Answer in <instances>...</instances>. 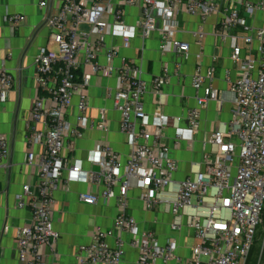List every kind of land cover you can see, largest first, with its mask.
Returning <instances> with one entry per match:
<instances>
[{
	"label": "built area",
	"instance_id": "2783aa9c",
	"mask_svg": "<svg viewBox=\"0 0 264 264\" xmlns=\"http://www.w3.org/2000/svg\"><path fill=\"white\" fill-rule=\"evenodd\" d=\"M249 17L262 12L258 27L247 24L240 9L226 7L218 21L216 37L221 44L240 38L247 45V55L241 58V46L231 45L232 61L241 72L229 89L232 100L231 117L220 123L202 141L200 166L182 180H175L178 161L170 156L166 130L173 129L172 143L179 147L190 144L200 125V113L209 102L218 100L213 86L215 60L203 67L197 63L190 76L195 90V106L185 113V125L180 118H171L160 110L161 89L169 79L170 69L143 80L141 58L120 57L136 36L143 42L154 32L159 36L162 53L188 52L189 46L177 40V14L206 18L222 11L223 0H62L58 11L50 15L45 25L50 30L49 42L56 49H43L34 59L35 86L25 123V163L34 168L36 185L24 184L16 195L19 208L31 213L29 224L16 229V248L20 264H58L56 243L58 232L53 228L54 193L62 181L100 185V193L84 191L80 202L96 204L98 200H114L117 214L114 226L129 235L127 242L118 241L110 247V231L95 228L90 242L81 245L78 264H121L125 246L137 252V264H247L256 242L264 245V0H239ZM46 0H40L41 7ZM136 9L135 24L127 22L124 9ZM25 16L6 13L4 22L16 28ZM82 24L89 30L81 28ZM241 28L243 35L231 34ZM193 35L202 36L201 31ZM119 38V45H107L106 37ZM256 42L257 56L251 54ZM105 55L106 63L100 62ZM119 58V64L114 60ZM173 74L180 75V63ZM114 78L107 95L113 109L119 113V132L128 146L125 161L105 140H98L87 152L86 161L96 169H84L83 161H67L62 155L66 147L84 137L90 129L103 135L109 132V120L104 108L91 109L89 88L94 78ZM15 85L13 74L0 67V102L7 100ZM155 97L156 111L147 113L143 97ZM76 98V103H73ZM9 140L0 134V172L7 168ZM139 190V199L148 211L163 205L171 215L172 235L160 245L155 233L140 228L128 214L129 192ZM8 226L4 231L7 232ZM186 229L195 243L185 257L176 234ZM259 242V241H258ZM46 247V255L43 248ZM186 248V246H185ZM50 259V262L48 261Z\"/></svg>",
	"mask_w": 264,
	"mask_h": 264
},
{
	"label": "crops",
	"instance_id": "0c3cea01",
	"mask_svg": "<svg viewBox=\"0 0 264 264\" xmlns=\"http://www.w3.org/2000/svg\"><path fill=\"white\" fill-rule=\"evenodd\" d=\"M255 2L256 0H246ZM40 0H0V67L4 65L14 76L15 85L9 92L7 100L0 102V134H5L9 140V157L7 168L0 172V264H20L16 248V229L29 224L31 213L27 208H19L16 195L21 192L24 184L36 185L34 168L25 163V123L27 121L32 101L38 95L35 86L36 55L43 49H56V45L49 42L50 30L43 24V20L56 13L62 0H46V6L39 5ZM240 9L246 18L247 24L258 27L263 22L262 12H256L249 17L239 0H223L222 11L217 15H210L205 19L179 12L176 16L178 22L174 37L189 46L188 52L162 53L159 49V36L154 32L143 42L144 49L138 53L142 41L135 37L128 49H121L120 57L135 59L140 57L143 68V80L149 83L151 79L162 73V67L167 65L170 69L169 79L161 89L160 110L171 118H180V125H185V113L195 106V90L191 85L190 76L197 63L207 67L215 57V72L213 86L218 91V100L211 101L201 110L200 125L194 140L190 144L182 143L175 147L172 143L173 129L166 130L165 141L170 147V156L178 161L179 169L175 180L184 179L191 170H196L202 159V141L220 124L228 122L231 117L232 100L229 93L231 83L237 79L241 72L239 64L232 61L231 45L237 43L241 46V58L247 55V45L240 38L230 39L221 44L216 37L218 21L230 5ZM127 22L135 24L137 21L136 9H124ZM17 14L25 16V21L18 27L11 28L4 22V15ZM81 28L89 30V26L82 24ZM201 31L202 36L193 35ZM231 34L243 35L241 28L234 29ZM107 45H119L120 39L106 37ZM257 43L251 47V54L256 57ZM114 65L119 64V58ZM100 62L105 64V55L100 56ZM175 63H180V75L173 74ZM114 78L96 77L89 88L91 109L89 114L96 116L97 109L104 108L109 120V132L90 129L83 138L75 140L73 146L66 147L62 155L67 161L80 159L84 169H96L86 161L87 152L91 150L100 139H105L111 147L122 156L125 161L128 146L124 136L119 132V113L113 109L112 99L107 95V88L114 85ZM154 96L147 93L143 97L144 109L153 113L157 109ZM73 103H76L74 98ZM100 185H91L78 182H65L59 184L54 193L55 205L52 211L53 228L59 237L56 243L58 264H78L77 253L81 245L90 242V234L95 228L107 230L111 235L107 237L110 247H115L118 241L127 242L129 235L118 232L114 226L117 208L114 200L99 199L96 204L90 205L79 201L78 194L84 191L100 193ZM139 190L129 192L128 214L133 216L140 228H149L155 233L156 241L162 245L172 235L170 230L171 215L164 209L148 211L139 199ZM5 226L9 229L4 231ZM189 233L186 229L176 234L179 242L178 253L187 256ZM195 241L193 240V244ZM192 244V245H193ZM186 246V248H185ZM47 255L48 250L43 248ZM50 262V259H48ZM137 252L125 246L121 264H137Z\"/></svg>",
	"mask_w": 264,
	"mask_h": 264
},
{
	"label": "rangeland",
	"instance_id": "374dc122",
	"mask_svg": "<svg viewBox=\"0 0 264 264\" xmlns=\"http://www.w3.org/2000/svg\"><path fill=\"white\" fill-rule=\"evenodd\" d=\"M160 209L161 210L164 209V206L161 205L158 208V210H160ZM258 241L256 242V245H255L256 252H255V254H253L251 256L250 261H249L248 264H258L259 255H260V251H261V246H262V243H263V238L261 237L260 240H258ZM192 244H193V239L192 238H189L188 239V242H187V245L190 247V246H192ZM259 264H264V245H263V252H262V256H261V260H260Z\"/></svg>",
	"mask_w": 264,
	"mask_h": 264
},
{
	"label": "trees",
	"instance_id": "16d2710c",
	"mask_svg": "<svg viewBox=\"0 0 264 264\" xmlns=\"http://www.w3.org/2000/svg\"><path fill=\"white\" fill-rule=\"evenodd\" d=\"M255 252H256V248L254 247L253 250H252V252H251L250 258H251V256H252L253 254H255ZM250 258H249V260H248V263H249V261H250ZM248 263H247V264H248Z\"/></svg>",
	"mask_w": 264,
	"mask_h": 264
},
{
	"label": "water",
	"instance_id": "95a60500",
	"mask_svg": "<svg viewBox=\"0 0 264 264\" xmlns=\"http://www.w3.org/2000/svg\"><path fill=\"white\" fill-rule=\"evenodd\" d=\"M49 16H50V15H48V16L43 20V24H42V25H45V23H46V21H47V19H48Z\"/></svg>",
	"mask_w": 264,
	"mask_h": 264
}]
</instances>
